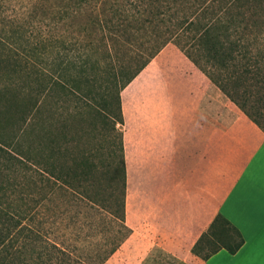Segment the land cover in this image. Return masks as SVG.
Wrapping results in <instances>:
<instances>
[{"label":"trees","instance_id":"1","mask_svg":"<svg viewBox=\"0 0 264 264\" xmlns=\"http://www.w3.org/2000/svg\"><path fill=\"white\" fill-rule=\"evenodd\" d=\"M9 2L0 0V264H89L50 237L62 199L80 204L64 211L71 238L94 207L126 221L121 94L168 44L264 132V0H15L7 20ZM50 48L61 49L51 61ZM70 104L111 120L109 159L93 161L66 136ZM243 244L219 214L192 253L206 261Z\"/></svg>","mask_w":264,"mask_h":264},{"label":"crops","instance_id":"2","mask_svg":"<svg viewBox=\"0 0 264 264\" xmlns=\"http://www.w3.org/2000/svg\"><path fill=\"white\" fill-rule=\"evenodd\" d=\"M175 66L154 106H122L126 221L91 208L70 249L89 264H264V132L192 61ZM219 214L244 244L205 261L192 249Z\"/></svg>","mask_w":264,"mask_h":264},{"label":"rangeland","instance_id":"3","mask_svg":"<svg viewBox=\"0 0 264 264\" xmlns=\"http://www.w3.org/2000/svg\"><path fill=\"white\" fill-rule=\"evenodd\" d=\"M15 0H10L7 5V12L5 16L13 17L15 15ZM61 49L57 48L56 51L50 48V56H53L59 52ZM96 55V54H95ZM186 55L176 46L174 43L168 44L161 53L141 72V74L122 92L121 100L122 106L126 112L132 111L137 107H151L155 105V98L158 94L159 87L157 85L156 79H165V77H172V74L178 73L177 71H182V68L176 67L178 60H187ZM181 73V72H180ZM183 73V72H182ZM195 74H203L197 69ZM168 77V79H170ZM159 80V81H160ZM161 82V81H160ZM157 84V85H156ZM211 91H218V88L210 82ZM221 93V92H220ZM223 94V93H222ZM224 97V96H223ZM227 106H234L229 98H227ZM236 106V105H235ZM62 121L65 122V133L68 138L75 136L78 139V146H80L84 151L91 156L92 160L99 162L100 160L109 159L110 144L114 139V133L111 128V120L107 119L105 115H100L95 108H86L82 115L76 114L75 107L73 104L67 106V109H61ZM63 125V124H60ZM120 128V125L117 126ZM81 134V139L78 138V133ZM65 136V138H66ZM63 146H66L67 140H60ZM67 147V146H66ZM61 215L57 220L58 230H56V235L50 236L52 240H57L65 247H68V251L80 259L75 253L70 249L73 244V237L69 235L71 231L69 219H66L65 209L77 210L75 205H80L77 202H71L69 199H62ZM86 204V203H85ZM83 207L78 214L77 218L81 216ZM83 261V260H81Z\"/></svg>","mask_w":264,"mask_h":264}]
</instances>
